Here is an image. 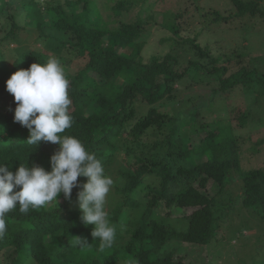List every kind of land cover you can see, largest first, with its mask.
I'll use <instances>...</instances> for the list:
<instances>
[{
  "label": "trees",
  "instance_id": "trees-1",
  "mask_svg": "<svg viewBox=\"0 0 264 264\" xmlns=\"http://www.w3.org/2000/svg\"><path fill=\"white\" fill-rule=\"evenodd\" d=\"M98 1L20 0L15 5L18 0H0V31L2 43L16 41L23 29L20 15L25 12L26 26L44 37V47L56 51L60 62L72 65L80 60L78 70H65L74 110L69 112L72 126L60 135L78 138L102 162L105 174L111 172L113 154L124 153L112 188L118 200L108 213L116 226L114 246L99 249L92 226L85 225L80 210L73 207L79 191L73 188L70 200L61 193L56 204L53 200L30 208L27 214L17 206L6 214L0 259L7 255L11 264H110L116 260L123 264H200L182 259L187 253L185 245L212 249L226 245L217 237L232 211L245 210L264 224V165L245 169L240 163V134L231 121L205 120L206 114L221 109L217 103L224 100L222 94L235 88L256 101L258 93L264 94V70L259 69V62H242V50L235 56L211 45L222 39L212 38V33L224 29H213L209 23L227 20L218 10L210 14L198 7L204 10L199 18L207 24L195 20L183 28L177 21L180 15L171 10L166 21L156 24L154 3H150L145 19L132 24L123 21L111 28L113 15H106V20L102 9L123 14L133 1L118 0L102 8ZM230 4L235 9L230 19H240L247 26L264 19V0H230ZM149 23L172 32L164 39L171 42V50L144 62L141 55L149 44L145 36ZM49 58L27 47L17 53L11 69L0 50V92L6 89L8 75ZM115 78L122 83H115ZM184 86L187 93L181 89ZM166 107L174 114H165L162 108ZM234 110H238L239 127H247L250 110ZM28 136V129L14 121L12 110H0V164H7L13 173L19 165L31 167L33 163L51 171V156L44 150L53 143L30 145ZM249 140L253 142L249 149L254 151L260 142ZM86 179L78 177V182ZM123 211L140 215L123 222ZM79 239L90 245L82 248Z\"/></svg>",
  "mask_w": 264,
  "mask_h": 264
},
{
  "label": "rangeland",
  "instance_id": "rangeland-1",
  "mask_svg": "<svg viewBox=\"0 0 264 264\" xmlns=\"http://www.w3.org/2000/svg\"><path fill=\"white\" fill-rule=\"evenodd\" d=\"M57 1H60L61 4L65 3V0H53V3H57ZM117 1L118 0H100L98 1V4L101 6V8L102 5L110 7L115 5ZM132 1L133 6L129 10L124 11L123 14H115L105 8L102 9V13L106 20L108 19L106 15H113L111 20L115 22H111V24H109L111 28L119 26L118 24L123 21L125 23L132 24L138 19H145L148 15V4L150 3H154L152 11H154L155 14V20L157 21L155 22L156 24L166 21L167 19L165 15L168 10H171L174 14L180 15V18H178L177 21L178 24L183 26V28H189L195 20H199L200 22L204 21L203 23L207 24V22L200 19L199 16H201L204 10L206 13L218 10L225 18H227V20L218 22L219 24L216 25L209 23L213 29H224V31L219 34L213 35L212 33V38L222 39H220L218 43H212L211 45L214 47L216 45L224 52L229 54L233 53L235 56H237V50H242L243 56L239 57L242 62L245 63L248 61L250 65L257 64L259 62L262 65L259 69L264 70V61L261 62L259 60L264 59V19L255 20L253 24L248 26L245 25L240 19H230L229 13L235 11L234 6L230 4V0ZM19 2L20 0L14 4L17 5ZM198 7L203 8L204 10L201 9L200 12L197 10ZM27 20L28 18L26 13H22V15H20L19 21L22 23L21 27L23 29L16 41H7L2 43L1 39L3 38L4 34L3 30L0 31V50L4 53V62L6 66L12 69L17 53H20L27 47L33 51L46 54L50 57H55L60 61L61 57L56 51H50L44 47V37H42L40 33H37L35 29L26 26ZM147 25L148 26H146L147 30L145 32V36H147L149 44L143 49L141 55L144 62H148L152 55H165L171 50V42L164 41V39L171 37L172 32L162 29L157 30L156 28L152 27L150 23ZM194 26H192V28H194ZM231 28L234 30H230V32H228ZM203 43L204 45H207L206 38H204V36ZM125 52H129V49ZM178 53L181 54L182 52L179 51ZM65 62V60L60 62L64 71L71 69V72H73L74 70H78L79 65H81L79 59L74 60L72 65L71 63L68 65ZM8 78H10V75L6 77V79ZM114 82L121 84L122 80H117V78H115ZM185 87L186 86L182 87L181 89H185ZM205 90L209 91L211 89L209 88ZM183 92L185 93V91ZM187 92L188 90H186V93ZM259 94H261L260 97H258V99L253 102L250 95L247 96L244 91L241 92V89L235 88V90L231 93L222 94L221 98L224 100L217 103V108H221L220 110L205 115L206 121L210 122L214 118H218V120L224 119V121H231L234 127H238L240 134L239 144L240 148L242 149L240 163L245 169H252L255 167L257 168L264 165V94L258 93L257 95ZM70 100L71 105L69 106L68 112L74 110L73 101L71 98ZM215 103L216 101L213 104ZM258 103L259 109L256 108ZM15 107L16 102L14 101V97L6 89L1 91L0 110L3 112L12 110L14 113ZM230 108L233 109L231 112H229ZM234 108H245V111L250 110V123L247 127H239L236 118V113L238 110H234ZM162 111H164L165 114H174V111L171 109V107L162 108ZM249 137H251L255 143L257 141L260 142L258 146L254 147V151L249 149L251 146H253V142L250 140L248 141ZM193 142H197V140H193ZM58 148L59 147L56 145L50 144L44 150V154L52 156L58 150ZM113 156L114 160L110 164L111 172L105 174L111 177L113 180V184L105 200V209L108 213H110V210H112L113 206L118 200V197L113 194L112 188H114L115 183H117L115 179L118 176L117 171L122 166L121 164L123 162L124 153L117 151L115 154H113ZM211 195H214V193L211 192ZM53 203L56 204L57 201L54 200ZM73 207L75 209H79L77 200L74 201ZM139 215L140 214L138 211H123L121 220L126 222L139 217ZM219 232L220 236L219 238L217 237V239L223 240V242L227 243L226 245L219 247L216 246L213 249L210 247L202 248L195 245L188 247V245H185V249L183 250H185L187 253L182 259H184L186 262L193 261L195 263L201 262L203 264H264V224L258 216H249L248 212L245 210L232 211V213H229V215L224 218ZM48 241H50V238L46 239V242ZM7 259V255H5L1 257L0 261L2 264H11ZM117 262L118 261L116 260L110 264H116ZM121 263L123 264V262ZM28 264H32V262L29 261Z\"/></svg>",
  "mask_w": 264,
  "mask_h": 264
},
{
  "label": "clouds",
  "instance_id": "clouds-1",
  "mask_svg": "<svg viewBox=\"0 0 264 264\" xmlns=\"http://www.w3.org/2000/svg\"><path fill=\"white\" fill-rule=\"evenodd\" d=\"M68 85L65 71L55 57L19 69L6 81V90L16 102L14 121L28 129L27 143L38 146L41 141L51 142L59 148L50 157L51 171L33 163L31 167L19 165L13 173L7 164H0V238L7 232L6 214L17 206L27 214L30 208L57 201L61 193L70 200L73 188H79L80 220L92 226L91 235L99 240L103 251L111 248L116 239V226L105 209L113 180L78 138L60 135L73 123L68 112ZM78 177H86V182H78ZM79 243L82 248L90 245L87 240L79 239Z\"/></svg>",
  "mask_w": 264,
  "mask_h": 264
}]
</instances>
